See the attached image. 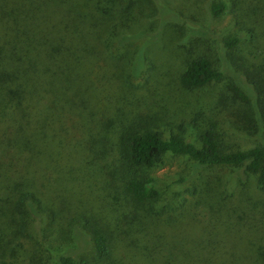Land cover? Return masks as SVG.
<instances>
[{
	"label": "trees",
	"instance_id": "trees-1",
	"mask_svg": "<svg viewBox=\"0 0 264 264\" xmlns=\"http://www.w3.org/2000/svg\"><path fill=\"white\" fill-rule=\"evenodd\" d=\"M102 1L0 0V264L19 257L23 264L31 257L40 264H264V201L245 210L240 193L225 195L213 184L223 183L220 174L199 175L186 195L163 193L152 175L165 159L183 157L190 177L227 170L263 190L264 81L246 75L239 82L247 94L230 87L262 136L247 149L226 147L214 124L164 132L119 122L124 114L107 116L108 103L88 81L109 65L89 41L113 16ZM224 9L212 2L209 14ZM222 77L197 56L177 79L191 91Z\"/></svg>",
	"mask_w": 264,
	"mask_h": 264
},
{
	"label": "rangeland",
	"instance_id": "rangeland-1",
	"mask_svg": "<svg viewBox=\"0 0 264 264\" xmlns=\"http://www.w3.org/2000/svg\"><path fill=\"white\" fill-rule=\"evenodd\" d=\"M75 1L79 7L96 2ZM218 1L225 3V9L213 17L209 14L210 4ZM102 3H107L104 10L110 8L113 16L100 24L98 30L94 29L97 38L89 41L97 45L99 58L109 65L102 68L101 75L88 81L98 87L99 97L108 103L107 116L124 114L116 119L126 125L141 122L142 126L164 132L193 121L199 129L214 124L226 147L247 149L258 145L262 136L254 132L257 123L248 121V107L242 101L238 105L233 103L235 97L230 87L237 83L247 94L239 82L246 75H259L264 81V0H103ZM232 36L236 37V43L230 47L223 45ZM197 56L212 60L223 77L217 83L191 91L183 89L177 79L183 63ZM140 63L141 75H136L138 70L134 67ZM190 174V162L183 157L165 159L152 173L163 193L186 195L185 190L199 175L220 174L223 183L213 184L225 195L240 193L247 200L245 210L264 201V189H256L252 177L237 173L229 176L227 170L206 173L201 169L197 176ZM179 176L189 177L188 181L173 185L172 192L166 189ZM223 176L235 181V188L226 187ZM255 217L259 218V213ZM51 253L54 254L52 250ZM39 254L46 256L41 249ZM237 254L243 259L250 255L241 249H237ZM31 258V264H40L37 257ZM8 259L6 264H23L25 260Z\"/></svg>",
	"mask_w": 264,
	"mask_h": 264
}]
</instances>
